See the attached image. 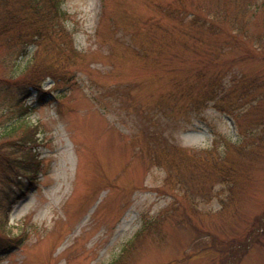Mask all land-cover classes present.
<instances>
[{"label":"rangeland","instance_id":"rangeland-1","mask_svg":"<svg viewBox=\"0 0 264 264\" xmlns=\"http://www.w3.org/2000/svg\"><path fill=\"white\" fill-rule=\"evenodd\" d=\"M59 3L29 56L0 46L2 80L49 71L0 101L1 157L43 163L0 264H264V0Z\"/></svg>","mask_w":264,"mask_h":264},{"label":"trees","instance_id":"trees-1","mask_svg":"<svg viewBox=\"0 0 264 264\" xmlns=\"http://www.w3.org/2000/svg\"><path fill=\"white\" fill-rule=\"evenodd\" d=\"M63 15L59 0H0V46H6L12 50L11 56L27 55L30 52V47L40 38L44 39L43 37L46 36L45 24ZM240 28L235 27L236 30ZM34 56L35 53L32 57V64ZM48 72L47 69L35 65L29 67V71L19 80L14 79L15 81L11 82L0 78V97L2 95L7 97L6 105L20 107L22 100L24 101L37 91L40 92L42 80ZM225 96L226 93L222 92V97L215 100V103L223 102L225 112L237 113L230 107V104H227L229 99ZM234 100L239 102L238 97H235ZM244 100H247L246 91L243 92L242 101ZM27 110L29 111L26 108L22 112V118ZM19 115L15 114L12 120L18 119ZM13 122L9 125L8 133L16 130L17 125ZM24 122L26 121L22 120V123ZM16 145L21 147L20 143L16 142ZM22 146L26 147L23 144ZM34 162L35 166L28 165L23 161L0 155V183L5 184V187L0 191V227L7 226L9 213L12 209L11 204L21 200L37 185V176L43 166L41 161ZM224 171L219 169L223 175ZM17 245V241L13 243L0 239V254L7 253Z\"/></svg>","mask_w":264,"mask_h":264}]
</instances>
